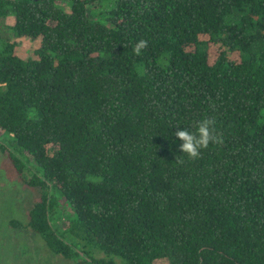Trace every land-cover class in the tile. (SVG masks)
Masks as SVG:
<instances>
[{"label": "trees", "instance_id": "obj_1", "mask_svg": "<svg viewBox=\"0 0 264 264\" xmlns=\"http://www.w3.org/2000/svg\"><path fill=\"white\" fill-rule=\"evenodd\" d=\"M0 153L70 264H264V0H0Z\"/></svg>", "mask_w": 264, "mask_h": 264}, {"label": "rangeland", "instance_id": "obj_2", "mask_svg": "<svg viewBox=\"0 0 264 264\" xmlns=\"http://www.w3.org/2000/svg\"><path fill=\"white\" fill-rule=\"evenodd\" d=\"M104 11L95 12L100 21ZM39 199V190L28 187L0 153V264H70L50 254L43 240L28 227L8 226L10 220L27 224L29 211Z\"/></svg>", "mask_w": 264, "mask_h": 264}, {"label": "clouds", "instance_id": "obj_3", "mask_svg": "<svg viewBox=\"0 0 264 264\" xmlns=\"http://www.w3.org/2000/svg\"><path fill=\"white\" fill-rule=\"evenodd\" d=\"M149 42L140 39L133 46V53L141 55L143 50L147 49ZM216 120L214 117H205L195 124V131L179 130L175 136L182 141L180 151L186 155L189 160H196L201 157L202 150L209 148L210 144H221L222 136L218 135L215 128ZM183 163V160L178 161Z\"/></svg>", "mask_w": 264, "mask_h": 264}]
</instances>
